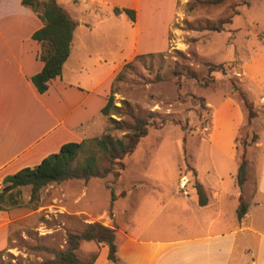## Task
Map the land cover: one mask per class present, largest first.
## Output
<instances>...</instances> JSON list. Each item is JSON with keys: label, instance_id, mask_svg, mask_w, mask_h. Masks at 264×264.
<instances>
[{"label": "crops", "instance_id": "crops-1", "mask_svg": "<svg viewBox=\"0 0 264 264\" xmlns=\"http://www.w3.org/2000/svg\"><path fill=\"white\" fill-rule=\"evenodd\" d=\"M58 2L75 21L70 54L60 75L49 80L44 92H38L31 77L43 63L40 44L32 33L43 21L22 0H0V183L8 174L37 165L63 143L96 137L103 131L101 108L124 61L109 66L107 44L98 50L93 41L98 35H78V30L88 26V18L98 25L125 16H114V6L133 9V23L125 16L130 34L137 35L132 57L163 49L180 5V0ZM140 35H163V46L141 47ZM82 52L87 57L83 61L79 59ZM238 61L240 91L256 112L247 127L255 140L248 139L241 148L247 160V180L241 188L236 185L240 161L236 137L244 115L235 101H224L203 134L209 154H219L222 162L211 160L203 173L192 166L193 187L187 195L180 192L177 180L173 186L144 171L141 179L131 181L125 194L114 200L112 220L104 224L115 229L122 264H264V42L260 40L251 52L245 50ZM194 181L206 192L205 205L197 202ZM119 199L130 200L120 213L124 219L113 210ZM240 201L247 209L238 218ZM2 230L0 220V237ZM97 251L90 264L110 263L105 245Z\"/></svg>", "mask_w": 264, "mask_h": 264}, {"label": "rangeland", "instance_id": "rangeland-1", "mask_svg": "<svg viewBox=\"0 0 264 264\" xmlns=\"http://www.w3.org/2000/svg\"><path fill=\"white\" fill-rule=\"evenodd\" d=\"M239 1L196 4L189 9L188 3L185 5L184 0H180L176 21L170 35H165L163 49L132 57L137 35L130 34L125 16L106 19L98 25L95 20L87 19L88 26L80 29L83 33L78 30V35H98L93 41L98 50L107 44L109 66L124 61L116 72L120 77L114 78L111 85L115 104L119 106L126 101L132 115L152 113L153 119L162 124L149 127V136L142 137L133 152L123 158L124 168L118 178L108 174L85 181L50 182L33 200H29V186L20 187L21 205L0 212L3 225L0 264H37L51 256L42 247L65 246L67 232H79L91 222H111L109 188L113 187L114 192L120 194L131 181L141 179L144 171L148 176L163 178L170 185L177 180L178 185L177 176L183 173L193 181L192 166L203 173L211 160L220 164L222 157L215 152L209 154L203 134L209 130L216 109L224 101L233 100L242 109L244 120L237 137L244 136L247 140L252 137L246 128V110L233 86L240 89L238 57H243L245 50L251 52L260 46L258 33L264 30V0H248V6H238L239 12L220 32L205 28L229 15L230 5ZM140 37L141 47L163 46V35ZM81 54V61L87 59L86 53ZM207 63H225L227 68L224 72L219 69L208 72ZM124 64L127 65L122 69ZM188 72H193L195 77L188 76ZM204 78L212 80L203 86L199 81ZM122 118L132 120L128 114H123ZM104 119L103 131L110 126L107 116ZM103 131H98V135ZM116 133L121 135L120 131ZM237 142L241 157L242 146L239 140ZM129 203L130 200L119 199L113 210L124 219V214L120 213ZM98 248L96 243L84 241L77 253L86 258Z\"/></svg>", "mask_w": 264, "mask_h": 264}, {"label": "trees", "instance_id": "trees-1", "mask_svg": "<svg viewBox=\"0 0 264 264\" xmlns=\"http://www.w3.org/2000/svg\"><path fill=\"white\" fill-rule=\"evenodd\" d=\"M227 0H193L187 1L188 8L193 9L196 4H219ZM24 5L29 6L35 11L43 25L32 33V38L40 44L39 58L43 65L39 72L31 77V81L38 92H44L48 87V82L52 78L60 75L64 62L68 58L71 49L73 30L75 21L69 13L58 2V0H22ZM248 0H240L235 5H230L229 15L220 19L217 23L206 26L207 30L220 32L225 29V25L231 23L232 17L239 11L238 6H248ZM114 16L125 15L131 23L135 21V11L127 7L114 6L112 8ZM259 38L264 42V32L258 33ZM139 56V55H137ZM127 64H124L122 69ZM208 72L216 69L226 70L225 63H207ZM194 78L193 72L186 73ZM120 73L115 77L119 78ZM197 80V79H196ZM212 79L204 78L201 85H207ZM233 90L238 94L245 110L247 123L256 115L251 101L238 89L233 86ZM113 91L107 96L106 103L101 108V112L110 123L103 133L99 136L85 138L81 141H68L63 143L57 152L43 157L40 162L33 167H23L12 174L6 175L2 179L0 187V210H7L10 207H18L20 202V187L29 186V200L36 198L37 192L50 182H60L69 179L88 180L91 177L103 178L112 174L118 178L124 168L123 158L129 155L136 148L142 137L148 133V128L161 125L153 119L152 113L147 116L132 115L128 109V103L123 101L117 106L114 101ZM202 103V102H201ZM123 107H125L123 111ZM123 114L131 115V121H125ZM113 115L118 118L113 117ZM116 131H120L118 135ZM245 148L247 139L242 136L236 137V141ZM251 140H255L252 135ZM247 160L244 151L241 153L240 162L236 173V185L241 188L247 180ZM194 174V173H193ZM109 187V186H108ZM197 202L205 205L208 201L203 186L195 181ZM110 207L120 194L114 192L110 187ZM247 209V204L240 201L236 213L241 218ZM92 241L97 245L107 247L106 258L112 264H122L117 257V244L115 229L100 222L87 223L79 232H67L65 235V246L59 249L42 247L51 254L50 257L42 259L37 264H90L93 263L98 255V251L93 252L89 257L82 258L77 250L82 242ZM2 251H0L1 254Z\"/></svg>", "mask_w": 264, "mask_h": 264}, {"label": "built area", "instance_id": "built-area-1", "mask_svg": "<svg viewBox=\"0 0 264 264\" xmlns=\"http://www.w3.org/2000/svg\"><path fill=\"white\" fill-rule=\"evenodd\" d=\"M192 187L193 184L190 177L185 173L181 174L178 178V189L181 191V193L183 195H187Z\"/></svg>", "mask_w": 264, "mask_h": 264}]
</instances>
